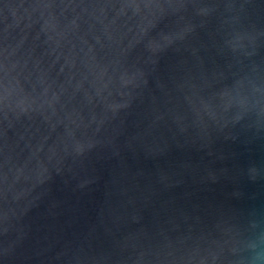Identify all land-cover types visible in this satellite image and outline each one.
<instances>
[{
  "label": "water",
  "instance_id": "1",
  "mask_svg": "<svg viewBox=\"0 0 264 264\" xmlns=\"http://www.w3.org/2000/svg\"><path fill=\"white\" fill-rule=\"evenodd\" d=\"M0 264H264V0H0Z\"/></svg>",
  "mask_w": 264,
  "mask_h": 264
}]
</instances>
